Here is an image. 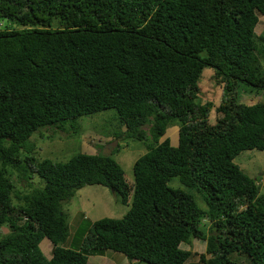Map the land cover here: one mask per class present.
<instances>
[{"label": "trees", "instance_id": "1", "mask_svg": "<svg viewBox=\"0 0 264 264\" xmlns=\"http://www.w3.org/2000/svg\"><path fill=\"white\" fill-rule=\"evenodd\" d=\"M0 19L16 27L0 32V264H87L104 251L186 264L180 245L192 240L205 243L200 264H240L234 254L264 264V193L233 163L264 151V103L239 101L240 86L264 92V0H0ZM204 68L217 89L201 103ZM106 110L113 140L145 147L130 183L109 155L33 156L40 129L70 132L67 123ZM173 179L188 192L169 187ZM85 186L128 210L68 245L60 203Z\"/></svg>", "mask_w": 264, "mask_h": 264}, {"label": "rangeland", "instance_id": "2", "mask_svg": "<svg viewBox=\"0 0 264 264\" xmlns=\"http://www.w3.org/2000/svg\"><path fill=\"white\" fill-rule=\"evenodd\" d=\"M260 19V17H259ZM16 29L9 22L0 19V32ZM255 34L261 32L260 24L254 29ZM212 69L204 68L201 72L198 84L201 87L202 97L200 102H204V97H212L213 90L217 89L211 79ZM246 88L240 86L239 101L247 105L253 103H264V92L255 93L257 96L244 93ZM248 92V91H247ZM115 113L113 110L100 111L88 116L79 118L75 124L67 123L69 131H63L54 127L40 129L38 133L30 136L29 141L35 146L34 157L36 160L48 159L52 162H65L71 156L78 153L103 154L111 156L123 171L127 183L132 180V164L145 153V147L137 141L113 140L111 134L115 125ZM210 122L214 121L213 113L209 116ZM79 127V131L74 133L71 126ZM60 126V125H59ZM176 127H170L166 130L164 138H168L170 145L175 146L177 140ZM49 137V138H48ZM118 149H116V147ZM233 163L249 178L258 179L259 193H264V151H244L233 159ZM15 186L19 188L21 183L13 179ZM34 185L39 180L34 177ZM169 187L179 188L184 192L187 189L179 185L173 179L168 183ZM190 194H195L190 191ZM199 208H204L200 201L194 199ZM62 211L67 216V223H75L74 233L80 234L87 229L90 224L101 218L119 219L127 210L128 206L121 203L118 197L112 195L107 189L100 186H85L76 190L71 198L60 203ZM200 229L206 230L205 220L200 221ZM5 228L0 229V234H5ZM192 243V242H191ZM190 243V247L193 245ZM41 253L48 259L50 254V245L46 239L39 243ZM198 250V249H197ZM240 256V255H239ZM230 255L229 259L243 264L246 258L244 256ZM146 264V263H140ZM196 264V263H195ZM200 264V263H198Z\"/></svg>", "mask_w": 264, "mask_h": 264}, {"label": "crops", "instance_id": "3", "mask_svg": "<svg viewBox=\"0 0 264 264\" xmlns=\"http://www.w3.org/2000/svg\"><path fill=\"white\" fill-rule=\"evenodd\" d=\"M177 130V128H175ZM177 135V133H176ZM76 224L71 223L70 224V238L67 240V244L71 245L75 241V234L74 231L76 230ZM193 247L191 248L190 245H180V248L190 252V257L188 258V261L186 264H198V255L204 253L205 249V243L198 240H192L191 241ZM198 249V250H197ZM206 258H208L206 256ZM87 264H140L136 261L128 262L123 255L119 253H115L112 251H104L103 253L99 255L89 256L87 258Z\"/></svg>", "mask_w": 264, "mask_h": 264}, {"label": "clouds", "instance_id": "4", "mask_svg": "<svg viewBox=\"0 0 264 264\" xmlns=\"http://www.w3.org/2000/svg\"><path fill=\"white\" fill-rule=\"evenodd\" d=\"M255 96H257V95H255Z\"/></svg>", "mask_w": 264, "mask_h": 264}]
</instances>
